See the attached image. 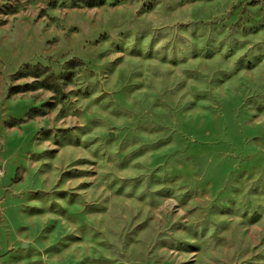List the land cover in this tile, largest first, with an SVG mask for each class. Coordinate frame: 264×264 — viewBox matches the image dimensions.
Returning <instances> with one entry per match:
<instances>
[{
    "label": "rangeland",
    "instance_id": "rangeland-1",
    "mask_svg": "<svg viewBox=\"0 0 264 264\" xmlns=\"http://www.w3.org/2000/svg\"><path fill=\"white\" fill-rule=\"evenodd\" d=\"M0 264H264V0H0Z\"/></svg>",
    "mask_w": 264,
    "mask_h": 264
},
{
    "label": "built area",
    "instance_id": "built-area-1",
    "mask_svg": "<svg viewBox=\"0 0 264 264\" xmlns=\"http://www.w3.org/2000/svg\"><path fill=\"white\" fill-rule=\"evenodd\" d=\"M1 175H2V172H1V169H0V177H1Z\"/></svg>",
    "mask_w": 264,
    "mask_h": 264
}]
</instances>
